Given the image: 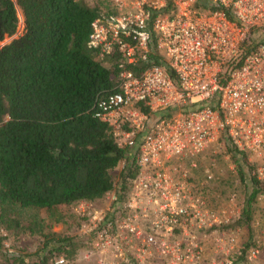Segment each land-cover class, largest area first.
Listing matches in <instances>:
<instances>
[{
    "label": "built area",
    "instance_id": "1",
    "mask_svg": "<svg viewBox=\"0 0 264 264\" xmlns=\"http://www.w3.org/2000/svg\"><path fill=\"white\" fill-rule=\"evenodd\" d=\"M109 1L87 43L99 55L118 53L124 66L93 115L133 149L135 173L120 205L85 210L89 255L96 264H231L242 251L248 264H264V0H206L220 6L213 10L198 0ZM246 41L250 49L238 58ZM149 45L163 64L136 74ZM140 105L170 114L149 116ZM222 134L260 185L258 232L246 247L220 229L230 223L234 195L226 193L222 207L209 204L192 176L200 153Z\"/></svg>",
    "mask_w": 264,
    "mask_h": 264
},
{
    "label": "trees",
    "instance_id": "2",
    "mask_svg": "<svg viewBox=\"0 0 264 264\" xmlns=\"http://www.w3.org/2000/svg\"><path fill=\"white\" fill-rule=\"evenodd\" d=\"M197 4L203 10L220 8L206 0ZM16 7L22 15V31L0 46V228L21 227L33 233L34 215L30 216L31 223L22 226L15 216L20 210L50 212L58 206L94 201L113 189L117 200L122 201L135 169L129 156L133 149L119 146L112 128L93 115L94 101L115 89L117 73L124 66L116 52L104 54L109 65H102L97 50L88 46L90 23L103 13L100 4L0 0V41L15 32ZM149 49L132 67L134 73L163 64L152 46ZM249 49L246 41L238 58ZM228 67L220 73V82L225 80ZM140 107L149 116L170 114V110L155 113ZM218 139L237 180L246 189L235 219V224L245 230L242 246L246 247L254 234L250 218L260 185L245 154L223 134ZM120 160L124 163L118 173V187L113 188L110 170ZM42 236L43 243L35 253L37 264L71 252V237ZM1 241L0 234V247ZM0 255L6 263L11 260L9 264L24 262L18 254L7 255L0 250ZM238 262L248 264L242 251L231 264Z\"/></svg>",
    "mask_w": 264,
    "mask_h": 264
},
{
    "label": "rangeland",
    "instance_id": "3",
    "mask_svg": "<svg viewBox=\"0 0 264 264\" xmlns=\"http://www.w3.org/2000/svg\"><path fill=\"white\" fill-rule=\"evenodd\" d=\"M82 2L95 5L100 4L99 10L101 12L109 13L111 11V4L109 0H81ZM20 9L16 7L17 24L15 32L10 36H5L1 41L7 43L10 39L14 38L22 31V15L21 18ZM98 59L104 66H108L109 62L107 57L98 54ZM229 157L223 148L221 140L217 139L212 142L206 149H204L197 158L198 167L193 171V179L200 182L203 185L200 189L201 195L205 198L206 202L214 203V206H223V197L226 193L234 195V200L231 203V216L230 223L222 228H226L233 233L236 238V246H241L242 241L245 239V230L243 226L235 224V219L239 216L237 210L240 212V208L244 204L245 199V187L237 180V176L233 165L229 161ZM124 161L120 160L111 170L110 176L113 183V188L118 187V173L123 166ZM210 175L209 179L205 180L206 175ZM115 189L105 193L101 198L91 202H85L87 204H81L78 202L71 205L58 206L53 211L39 210L34 213L28 209L20 210L15 216L22 226L25 223H31L30 216L34 215L36 225L32 226L33 233L28 232L29 229H23L21 227H11L7 229L0 228V234L2 236L0 250L7 255L18 254L23 256L24 262L22 264H37V256L35 253L41 247L43 243V236L53 234L54 236H68L72 238V249L69 255L64 256V264H96L94 258L89 255L90 247L86 240L85 227L87 219L85 210L92 208H110L111 206L120 205L121 201L112 200V194L114 197L117 195L114 192ZM263 202L258 199L252 203V213L250 218L251 228L253 233L258 232V226L260 219L259 209H261ZM258 205V209H257ZM220 231V230H218ZM204 240L210 241V236L205 232ZM207 244V243H206ZM207 252V250H205ZM56 255L51 256L47 260V264H54ZM11 261V260H10ZM9 261V262H10ZM0 255V264H9ZM237 264H243L238 262Z\"/></svg>",
    "mask_w": 264,
    "mask_h": 264
},
{
    "label": "water",
    "instance_id": "4",
    "mask_svg": "<svg viewBox=\"0 0 264 264\" xmlns=\"http://www.w3.org/2000/svg\"><path fill=\"white\" fill-rule=\"evenodd\" d=\"M5 43H6V42H5ZM3 44H4V43H2L1 45H3ZM1 45H0V46H1Z\"/></svg>",
    "mask_w": 264,
    "mask_h": 264
},
{
    "label": "crops",
    "instance_id": "5",
    "mask_svg": "<svg viewBox=\"0 0 264 264\" xmlns=\"http://www.w3.org/2000/svg\"><path fill=\"white\" fill-rule=\"evenodd\" d=\"M82 202H84V201H82Z\"/></svg>",
    "mask_w": 264,
    "mask_h": 264
}]
</instances>
